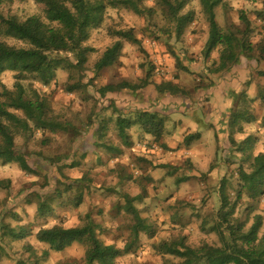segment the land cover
Segmentation results:
<instances>
[{
	"label": "rangeland",
	"instance_id": "rangeland-1",
	"mask_svg": "<svg viewBox=\"0 0 264 264\" xmlns=\"http://www.w3.org/2000/svg\"><path fill=\"white\" fill-rule=\"evenodd\" d=\"M144 6L151 8L152 4L145 0ZM11 8V14L20 20L35 16L50 25L61 9V2L15 0ZM187 11L195 12L197 21L182 39L177 38L175 26L161 15L157 23L162 33L159 30L160 38L155 39L144 36L148 27V20L144 17L108 9L103 29L94 32L86 44L94 50L86 73L88 81L93 78L90 70L117 41L109 36L110 29H132L142 43L141 48L124 43L118 64L94 78L97 90L125 82L140 85L147 77V66L150 64L157 85L175 82L185 90V95H159L149 87L102 100L95 87H91L89 92L71 96L63 88L69 78L66 71H59L55 89L42 90L47 93V105L52 113L73 124L82 136L74 146L70 144L71 134L49 136L51 144L42 147L43 134H37L26 152L33 173L24 172L18 165H0V181L12 182L10 190L0 192L2 232L6 234L4 227H9L19 233V228L24 227L27 232L33 233V236L20 241L5 237L3 241L7 249L1 251L0 264H18L19 260L31 257L28 246L34 247L41 264H86L88 244H75L58 254L35 240L40 228L36 222L39 203L52 199L53 215L48 218V227H84L89 215L98 237L105 244H116L120 248L128 241L131 226V220L123 210L125 198L137 199L138 210L143 217L159 226V233L155 240L143 237L141 248L119 258L117 264H158L160 257L155 253V246L171 237L189 236V243L193 247H200L204 243L213 246L220 244L217 235L203 234L201 224L196 219H193L195 222L190 227L181 229L171 223L170 217L173 213L181 214L182 219L188 221L194 214L214 213L220 208L219 188L223 182L226 180L236 184L235 170L241 157L230 145L232 123L262 122L264 76L261 73H264V62L255 68V64L242 60L241 67L236 68L233 75H213L218 69L219 55L214 53L209 60L204 57L210 28L198 0H194ZM258 13H264V0H227L224 6L216 10L219 24L238 38L242 39L245 35L242 14L253 23L257 33L248 37L246 49L249 44L255 49L264 42V33L260 30L264 28V23L258 19ZM257 52L252 54L259 56ZM174 55L179 57L188 73L177 64ZM70 59L73 57L70 56ZM213 82V87L217 84L214 89L221 98L208 93ZM18 84L16 74L5 73L0 77V94L9 92L16 97ZM136 109L157 113L165 121L167 132L161 143H155V139L136 126L130 131L132 148L120 144L114 130L116 119L118 116H130ZM91 114L96 115L93 132L85 127ZM243 114L249 121L243 119L238 122L236 119ZM101 124L109 129L108 142L120 148L122 154L119 159L110 160L107 152L99 147L96 126ZM247 129L246 133L236 137L237 142L244 141L250 132H258L262 140L259 138L257 152L263 151L262 131L258 126ZM195 134H201L202 139L192 147H186L185 139ZM189 165L192 168L188 169ZM183 178L189 180L178 184ZM68 185L74 187L71 192H66ZM82 193L85 196L83 204L76 207L75 199ZM190 206L196 210L192 211ZM260 213L264 217V203ZM46 251L50 257L45 260L42 256Z\"/></svg>",
	"mask_w": 264,
	"mask_h": 264
},
{
	"label": "trees",
	"instance_id": "trees-1",
	"mask_svg": "<svg viewBox=\"0 0 264 264\" xmlns=\"http://www.w3.org/2000/svg\"><path fill=\"white\" fill-rule=\"evenodd\" d=\"M193 1L149 0L152 7L146 8L145 0H60L61 9L52 20L53 23L48 25L35 16L20 20L11 14L15 0H0V77L5 73H13L19 80L16 97L9 92L0 94V165H18L24 172L33 173L26 152L37 134H43L42 147L51 144L49 136L54 137L61 133L71 134V146L81 138L80 130L63 120L60 115L52 113L47 105L48 96L45 90L55 89L58 86L59 71H66L69 72L68 82L63 86L66 94L72 96L80 92H89L91 87H95L94 78L97 75L118 64L124 43L141 48L142 43L134 30L110 29L109 36L117 41L90 70L93 72V78L86 80L90 56L94 53V50L86 44L91 40L94 32L103 29L107 22L108 9L131 12L144 17L148 20L144 36L155 39L160 38L157 18L161 15L164 20L175 26L177 38L182 39L197 21L195 12H186ZM226 1L198 0L210 28L204 57L209 60L214 53H218L219 61L218 65L216 64L218 69L213 75H222V77L233 75L235 69L241 67L242 60L247 64L248 62L255 64V68L264 62V42L258 44L255 49L251 44L249 48H245L248 37L257 33L247 16L242 14L245 27V35L242 39L234 33L225 31L219 24L216 10L224 6ZM257 16L264 23V13H258ZM260 30L264 33V28ZM254 51H258L257 54L260 55L252 54ZM70 56L73 59H70ZM174 57L182 70L188 73L189 70L181 65L179 57L176 55ZM147 69V77L140 85L125 82L109 85L108 88L100 90L95 87L96 93L102 100L123 92L136 93L149 87L159 95L186 94L185 90L175 82L157 85L154 82V69L150 64ZM261 75L264 76V73ZM213 86L214 82L208 93L216 94L217 97L219 92L214 89L217 88V84ZM43 89L45 90L42 91ZM218 98L221 97L218 95ZM261 102L264 104V95L261 96ZM95 118V114L90 115L85 126L87 130H92L95 126ZM243 119L249 121L245 114L240 115L236 120L239 122ZM114 126L120 144L126 148L133 146L130 131L136 126L155 139V143L158 144L162 142L167 132L165 121L157 113L145 109H136L130 116H118ZM249 126H258L264 135V118L261 123H232L233 131L230 133L229 141L240 155L241 161L235 170L236 184L225 180L219 188V210L207 215L194 214L188 221H184L181 214L173 213L170 217L171 223L181 229L190 227L195 222L193 219H196L201 224L203 234L217 235L220 244L213 246L204 243L200 247H193L189 243V236L171 237L170 240L155 246V253L160 257L158 264H264V217L260 213L264 203V150L257 152L259 138L262 140V137L258 132H250L241 143H238L236 138L246 133ZM96 127L99 147L107 152L110 160L119 159L122 152L119 147L108 142L107 126L101 124ZM201 139V134L190 135L185 139V146L190 148ZM187 168L192 167L189 165ZM188 180V178L180 179L178 184ZM11 183L10 180L0 181V192L10 190ZM73 188L72 185H68L66 192H71ZM84 197L82 193L75 199L76 207L83 204ZM57 198L59 199L60 196L57 195ZM52 202L53 199L39 203L36 222L40 228L35 234V240L49 246L51 252L58 254L66 252L75 244H88L85 253L86 264H117L119 258L131 255L141 248L143 237L155 240L159 233V226L143 217L138 210L137 199L125 198L123 210L130 218L131 226L129 239L123 248L116 244H105L98 237L99 234L89 215L88 223L84 227L67 228L62 225L48 227V218L53 215ZM190 207L192 211L196 210L193 206ZM4 228L6 234H3L0 225V254L7 249L3 241L5 237L20 241L33 236V233L27 232L24 227L19 228V233L9 227ZM27 248L31 257L21 259L17 263L41 264L34 247ZM49 257L48 251L42 256L45 260Z\"/></svg>",
	"mask_w": 264,
	"mask_h": 264
},
{
	"label": "crops",
	"instance_id": "crops-1",
	"mask_svg": "<svg viewBox=\"0 0 264 264\" xmlns=\"http://www.w3.org/2000/svg\"><path fill=\"white\" fill-rule=\"evenodd\" d=\"M218 94V93H217ZM217 97H218V95H217ZM219 137V136H218Z\"/></svg>",
	"mask_w": 264,
	"mask_h": 264
},
{
	"label": "built area",
	"instance_id": "built-area-1",
	"mask_svg": "<svg viewBox=\"0 0 264 264\" xmlns=\"http://www.w3.org/2000/svg\"><path fill=\"white\" fill-rule=\"evenodd\" d=\"M165 62V61H164Z\"/></svg>",
	"mask_w": 264,
	"mask_h": 264
}]
</instances>
